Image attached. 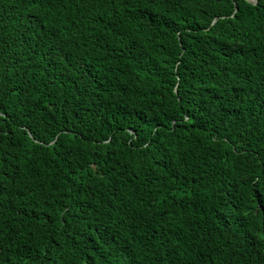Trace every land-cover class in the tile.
Listing matches in <instances>:
<instances>
[{"label": "trees", "instance_id": "1", "mask_svg": "<svg viewBox=\"0 0 264 264\" xmlns=\"http://www.w3.org/2000/svg\"><path fill=\"white\" fill-rule=\"evenodd\" d=\"M0 264H264V0H0Z\"/></svg>", "mask_w": 264, "mask_h": 264}, {"label": "water", "instance_id": "2", "mask_svg": "<svg viewBox=\"0 0 264 264\" xmlns=\"http://www.w3.org/2000/svg\"><path fill=\"white\" fill-rule=\"evenodd\" d=\"M249 2H251V3H256L257 2V0H248Z\"/></svg>", "mask_w": 264, "mask_h": 264}]
</instances>
